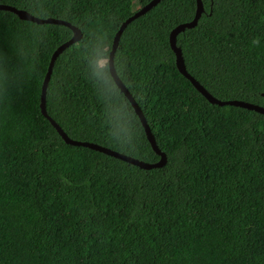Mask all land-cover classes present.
Instances as JSON below:
<instances>
[{
    "label": "trees",
    "instance_id": "obj_1",
    "mask_svg": "<svg viewBox=\"0 0 264 264\" xmlns=\"http://www.w3.org/2000/svg\"><path fill=\"white\" fill-rule=\"evenodd\" d=\"M148 0H0L68 21L46 113L67 136L158 159L113 82L120 22ZM175 35L186 71L219 99L264 106V0H200ZM195 0L130 20L113 66L165 162L148 169L65 143L39 109L52 50L71 36L0 9V264H264V114L210 103L180 74L168 32Z\"/></svg>",
    "mask_w": 264,
    "mask_h": 264
},
{
    "label": "water",
    "instance_id": "obj_2",
    "mask_svg": "<svg viewBox=\"0 0 264 264\" xmlns=\"http://www.w3.org/2000/svg\"><path fill=\"white\" fill-rule=\"evenodd\" d=\"M158 1L159 0H148L147 2H145L144 4L139 6L136 10H134L130 15H128L126 18H124L120 22V24L118 25V28L116 29V31L114 32V35L112 37V41H111L110 48L108 50V55H107V68H108L109 74H110L113 82L115 83V85L117 86L119 91L122 92L123 95L127 98L132 109L134 110L135 114L138 117V120H139V122L143 128L145 137H146L150 147L152 148V150L156 154H158V159L155 161H152V162L140 160L138 158L132 157L130 155H126L124 153L118 152V151L113 150V149L106 147V146H102V145L95 143V142H91V141H87V140L73 139V138H70L69 136L66 135V133L62 130V128L58 125V123L46 113L45 103H44V93H45V87H46V84L48 81L49 73L51 71V67H52V64H53L55 57L57 56V54L59 52H61V50L63 48H65L67 45L77 41L80 38V35H81L80 30L76 26L70 24L68 21H66L64 19L54 18V17H44V18L37 17V16L30 14L29 12H27L24 9L16 8L15 6H12L10 4L0 2V9L11 11L20 19L30 20V21H33L36 23H43V22L58 23V24L66 25L71 29V36L68 39L61 42L60 44H58L50 53L49 60L47 62V66H46V70H45V73H44L42 81H41L40 95H39V109H40L41 114L47 118L49 123L53 126V128L56 130V132L59 134V136L62 138V140L65 143L72 144V145H82V146L91 148L93 150H97V151L103 152L105 154L111 155L113 157L119 158L121 160H124L128 163L134 164V165H136L140 168H144V169L160 166L165 162L164 152H162L157 147L155 140H154V137H153V135L149 129V126H148L139 106L137 105L134 98L131 96V94L129 93V91L127 90V88L123 84V82L117 76V74L114 70V66H113V52H114V49L117 45L119 35H120L121 31L123 30V28L125 27V25L130 20H132L133 18L144 13L146 10H148L151 6L156 4ZM201 11H202L201 1L195 0V9H194L193 16L189 20L175 24L173 27L170 28V30L168 32V44H169V47L174 54V63H175V66H176L178 72L180 74H182L185 78H187L189 80V82L193 85V87L200 94H202L206 98V100L210 103H215L217 105H222V104L237 105V106L244 107L247 109H251V110H254L256 112L264 114V106H262L260 104H257L254 102H249V101L242 100V99H235V98L219 99V98L213 96L192 75H190L186 71L184 63H183L182 55L180 52V48L175 43V35L179 31H182L186 27L187 28L192 27L196 23L197 18L199 17Z\"/></svg>",
    "mask_w": 264,
    "mask_h": 264
}]
</instances>
